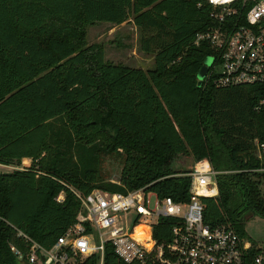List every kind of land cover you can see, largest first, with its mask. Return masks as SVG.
I'll return each instance as SVG.
<instances>
[{
    "label": "trees",
    "instance_id": "trees-1",
    "mask_svg": "<svg viewBox=\"0 0 264 264\" xmlns=\"http://www.w3.org/2000/svg\"><path fill=\"white\" fill-rule=\"evenodd\" d=\"M211 9L207 0H0V161L32 159L0 175V264H17L13 249H27L17 230L51 247L76 221L75 192L150 185L188 201L190 178L173 168L180 155L207 158L218 172V195L201 198L205 222L243 235L247 218L264 216L253 146L264 139V106L255 109L264 82H198L213 49L193 39L216 24ZM129 20L139 48L153 56L149 68L86 44L89 25ZM112 158L117 182L104 165ZM116 261L107 244L104 264Z\"/></svg>",
    "mask_w": 264,
    "mask_h": 264
},
{
    "label": "built area",
    "instance_id": "built-area-1",
    "mask_svg": "<svg viewBox=\"0 0 264 264\" xmlns=\"http://www.w3.org/2000/svg\"><path fill=\"white\" fill-rule=\"evenodd\" d=\"M207 1L216 24L196 32L193 39L195 44L206 40L213 49L203 79L222 86L264 82V0ZM262 106L264 98L255 109ZM253 146L258 171L264 173V139L255 138ZM31 161H0V175L23 170ZM217 174L207 158L193 160L188 172L176 173L190 178L188 201L181 202L159 196L150 185L125 193L99 188L75 192L80 202L76 221L51 247L17 230L27 249L13 252L31 264H91L87 260L92 257L94 264H104L110 244L116 264H264V250L229 223L205 222L201 198L218 195ZM61 199L62 194L57 197ZM164 219L163 236L156 238L154 229Z\"/></svg>",
    "mask_w": 264,
    "mask_h": 264
},
{
    "label": "rangeland",
    "instance_id": "rangeland-1",
    "mask_svg": "<svg viewBox=\"0 0 264 264\" xmlns=\"http://www.w3.org/2000/svg\"><path fill=\"white\" fill-rule=\"evenodd\" d=\"M94 42L102 43L106 59L131 66H139L144 69L153 65L152 54L139 48L138 31L131 21L124 22L122 25L97 21L89 25L86 33V44ZM209 61H211L210 55L205 57L197 73V78L201 81L206 74ZM204 70L206 71L202 75ZM192 161L191 156L180 155L173 162V168L176 170L187 169ZM104 165L106 170L110 172L111 180H117L120 172L119 160L107 159ZM242 232L246 240L264 250V216L255 215L247 218L243 223Z\"/></svg>",
    "mask_w": 264,
    "mask_h": 264
},
{
    "label": "water",
    "instance_id": "water-1",
    "mask_svg": "<svg viewBox=\"0 0 264 264\" xmlns=\"http://www.w3.org/2000/svg\"><path fill=\"white\" fill-rule=\"evenodd\" d=\"M209 64H210V61H209ZM208 64V65H209ZM207 65V66H208ZM206 69H207V67H206ZM201 71V70H200ZM205 71L206 70H204V71H202V75H204V73H205ZM198 82L200 83L201 82V79L200 80H198ZM192 164H193V161H192V163H191V165L189 166V168H187V169H180V170H178V172H188V171H190V169H191V167H192ZM17 264H31V263H29V262H27V261H25L24 259H17Z\"/></svg>",
    "mask_w": 264,
    "mask_h": 264
},
{
    "label": "crops",
    "instance_id": "crops-1",
    "mask_svg": "<svg viewBox=\"0 0 264 264\" xmlns=\"http://www.w3.org/2000/svg\"><path fill=\"white\" fill-rule=\"evenodd\" d=\"M130 21V20H129ZM124 22H127V21H123V22H121V23H119V24H123ZM96 23V22H95ZM104 23H110V22H106V21H104ZM92 25V24H91ZM117 26V25H116Z\"/></svg>",
    "mask_w": 264,
    "mask_h": 264
}]
</instances>
